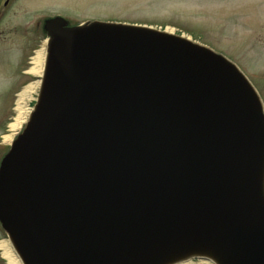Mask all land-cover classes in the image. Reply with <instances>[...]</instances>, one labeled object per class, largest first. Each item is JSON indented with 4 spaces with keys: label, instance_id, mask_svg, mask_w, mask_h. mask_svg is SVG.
Wrapping results in <instances>:
<instances>
[{
    "label": "water",
    "instance_id": "water-1",
    "mask_svg": "<svg viewBox=\"0 0 264 264\" xmlns=\"http://www.w3.org/2000/svg\"><path fill=\"white\" fill-rule=\"evenodd\" d=\"M47 24L38 99L0 170L22 263L264 264V117L239 68L166 29Z\"/></svg>",
    "mask_w": 264,
    "mask_h": 264
},
{
    "label": "rangeland",
    "instance_id": "rangeland-1",
    "mask_svg": "<svg viewBox=\"0 0 264 264\" xmlns=\"http://www.w3.org/2000/svg\"><path fill=\"white\" fill-rule=\"evenodd\" d=\"M21 4L24 7L9 16L11 26L52 17L70 27L114 22L166 29L187 37L239 68L257 91L264 117V0H23ZM15 48L0 45V135L10 137L4 139L6 144L16 137L8 131V124L16 116L17 94L30 84L38 93L39 80H33L34 73L30 72L32 60L42 50L46 54L42 43L31 54ZM1 241L7 237L0 229ZM0 264H7L1 250Z\"/></svg>",
    "mask_w": 264,
    "mask_h": 264
},
{
    "label": "flooded vegetation",
    "instance_id": "flooded-vegetation-1",
    "mask_svg": "<svg viewBox=\"0 0 264 264\" xmlns=\"http://www.w3.org/2000/svg\"><path fill=\"white\" fill-rule=\"evenodd\" d=\"M22 1L0 0V45L4 47L16 46L15 49L21 50L23 54H31L35 52L41 43L47 45L51 37L47 22L53 19L52 17L40 18L27 25L15 23L11 26L9 16L16 14L20 8L24 7L21 4ZM62 28L68 29L71 27L64 21ZM26 58L29 59L28 56ZM21 73L24 74L25 71H21ZM8 143H4L3 135H0V170L4 159L11 150L10 143ZM0 229L5 230L1 221Z\"/></svg>",
    "mask_w": 264,
    "mask_h": 264
},
{
    "label": "bare ground",
    "instance_id": "bare-ground-1",
    "mask_svg": "<svg viewBox=\"0 0 264 264\" xmlns=\"http://www.w3.org/2000/svg\"><path fill=\"white\" fill-rule=\"evenodd\" d=\"M169 33L172 34V32H169ZM183 38H185L187 40H191L187 37H183ZM43 57H44L43 50L36 54V56L32 60V68L30 70L31 73H34L37 75L41 73V71H42L41 66H42L43 59H44ZM32 85L33 84H30L29 86L25 87L19 96V100L17 101V108H16V110L18 111V115L15 119V122L10 124V126H9V129L12 132H14L20 126V123L22 121L21 119H23L22 115H23V112L25 111L24 107L20 106L19 102L21 100H24L27 96H29V94H30L29 92L32 91V89H33ZM30 98L31 97H29V98L27 97V100H28L27 102H29ZM9 138L10 137H8V136L4 137L5 140H8ZM263 182H264V180H263ZM263 189H264V183H263ZM0 249L2 250L3 257L7 260V264H22L20 257L17 256L18 254L16 255L7 243L1 242ZM178 264H212V263H210L209 261H205V260L197 261V263L188 260L186 262L178 263Z\"/></svg>",
    "mask_w": 264,
    "mask_h": 264
},
{
    "label": "built area",
    "instance_id": "built-area-1",
    "mask_svg": "<svg viewBox=\"0 0 264 264\" xmlns=\"http://www.w3.org/2000/svg\"><path fill=\"white\" fill-rule=\"evenodd\" d=\"M28 98L29 97H31V94H29V96H27ZM27 97L24 99V100H21L20 102H19V104H20V106H23L24 107V112H23V115H22V118L23 119H21L22 121H21V123H20V125L25 121V118L27 117V115L29 114V112H30V108H29V105H28V100H27ZM32 98V97H31ZM30 98V99H31ZM17 115H18V112L16 113V116H15V118L13 119V121L15 122V119H16V117H17Z\"/></svg>",
    "mask_w": 264,
    "mask_h": 264
}]
</instances>
